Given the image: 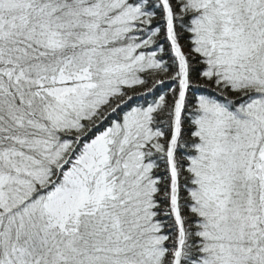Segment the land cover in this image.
Returning <instances> with one entry per match:
<instances>
[{
	"label": "snow or ice",
	"instance_id": "6c2138e0",
	"mask_svg": "<svg viewBox=\"0 0 264 264\" xmlns=\"http://www.w3.org/2000/svg\"><path fill=\"white\" fill-rule=\"evenodd\" d=\"M0 264H264V0H0Z\"/></svg>",
	"mask_w": 264,
	"mask_h": 264
}]
</instances>
